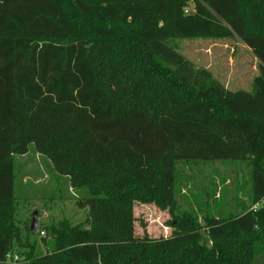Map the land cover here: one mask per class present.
I'll return each instance as SVG.
<instances>
[{
	"label": "trees",
	"instance_id": "16d2710c",
	"mask_svg": "<svg viewBox=\"0 0 264 264\" xmlns=\"http://www.w3.org/2000/svg\"><path fill=\"white\" fill-rule=\"evenodd\" d=\"M192 3L205 15H187ZM198 37L252 51L250 91L228 89L175 47ZM31 148L86 190L87 226L46 228L45 253L17 220L14 158ZM222 161L250 166L252 208L203 224L177 213L181 166ZM135 203L168 211L171 236H135ZM14 256L264 264V0H0V264Z\"/></svg>",
	"mask_w": 264,
	"mask_h": 264
},
{
	"label": "rangeland",
	"instance_id": "374dc122",
	"mask_svg": "<svg viewBox=\"0 0 264 264\" xmlns=\"http://www.w3.org/2000/svg\"><path fill=\"white\" fill-rule=\"evenodd\" d=\"M190 7L193 16L205 15V9L198 3ZM175 47L197 68L210 71L228 89L250 91L258 75V60L235 38L179 39ZM14 166L18 224L23 230L30 228L36 214V251H48L42 243V238H47L45 229L48 227L62 222L87 226L88 209L81 208L78 202L86 193L85 189L74 191L69 179L58 175L51 163L33 148L27 155L15 156ZM181 172L177 194L179 214L197 212L203 224L202 219L208 214L218 217L242 214L252 206L248 197L250 166L245 162L191 163L181 166ZM133 214L135 236L153 240L171 236L172 216L168 211H161L154 204L135 203ZM11 259L13 264H27L21 257Z\"/></svg>",
	"mask_w": 264,
	"mask_h": 264
},
{
	"label": "water",
	"instance_id": "95a60500",
	"mask_svg": "<svg viewBox=\"0 0 264 264\" xmlns=\"http://www.w3.org/2000/svg\"><path fill=\"white\" fill-rule=\"evenodd\" d=\"M38 228V224H37V219H36V214L33 215V221L31 224V230L33 233H35L37 231Z\"/></svg>",
	"mask_w": 264,
	"mask_h": 264
},
{
	"label": "built area",
	"instance_id": "2783aa9c",
	"mask_svg": "<svg viewBox=\"0 0 264 264\" xmlns=\"http://www.w3.org/2000/svg\"><path fill=\"white\" fill-rule=\"evenodd\" d=\"M190 8H191V7L187 8L186 11H185L187 15L192 13V12L189 10ZM256 208H257V206H254V207H253L254 210H256Z\"/></svg>",
	"mask_w": 264,
	"mask_h": 264
}]
</instances>
